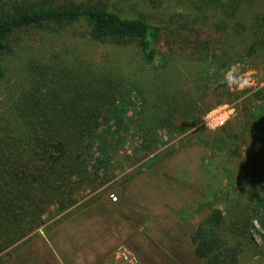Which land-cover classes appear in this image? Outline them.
<instances>
[{
  "label": "rangeland",
  "instance_id": "obj_1",
  "mask_svg": "<svg viewBox=\"0 0 264 264\" xmlns=\"http://www.w3.org/2000/svg\"><path fill=\"white\" fill-rule=\"evenodd\" d=\"M16 1L24 0H0V14ZM28 1L142 17L164 27L162 47L155 69L133 42L91 41L83 22L10 34L0 51V165H10L5 153L39 123L48 129L65 115L84 116L93 133L85 174L48 194L33 182L40 201L14 207L11 229H19L0 240L27 239L101 201L118 222L100 264H126L112 261L120 244L138 264H203L191 237L223 190L231 264H264V0ZM249 78L252 86L241 87ZM12 247L0 249L1 260Z\"/></svg>",
  "mask_w": 264,
  "mask_h": 264
},
{
  "label": "trees",
  "instance_id": "obj_2",
  "mask_svg": "<svg viewBox=\"0 0 264 264\" xmlns=\"http://www.w3.org/2000/svg\"><path fill=\"white\" fill-rule=\"evenodd\" d=\"M12 9L9 13L0 14V51L6 47L10 34L17 29L49 23L83 22L84 36L91 41L113 45L133 42L147 64L155 69L159 66L164 27L142 17L123 16L104 6L83 2L53 6L36 5L24 0L22 3L14 2ZM2 75L0 65V77ZM82 120L84 116L65 115L48 129L39 123L28 132L23 142L15 143V151L4 152L5 163L10 165H0V193L8 194L6 199L4 196L0 198V235L4 232L10 235L7 229L12 232L19 229H11L14 223L11 215H16L14 207L21 206L22 201L29 204L30 200L33 203L40 201L31 197L28 186L31 187L33 182L43 183V190L48 194L52 188H67L70 177L85 174L82 169L86 160L84 154L89 150V135L93 132L89 126H83ZM33 125L29 122L28 126L21 124L20 127L30 129ZM223 196V190L214 196L209 214L199 222L191 237L196 255L206 260L203 264H231V256L234 255L223 238L225 215L221 208L223 201L219 200ZM24 240H14L13 237H8V241L2 239L0 249L7 243L13 244L8 253L10 257L15 246ZM225 251L228 253L222 258ZM8 258L0 259L1 264Z\"/></svg>",
  "mask_w": 264,
  "mask_h": 264
},
{
  "label": "crops",
  "instance_id": "obj_3",
  "mask_svg": "<svg viewBox=\"0 0 264 264\" xmlns=\"http://www.w3.org/2000/svg\"><path fill=\"white\" fill-rule=\"evenodd\" d=\"M100 202L72 210L31 239L18 243L2 264H100L105 261V254L100 253L106 252L102 247L106 248V239L112 235L118 219L114 221L113 205L107 208L105 202ZM120 224H123L121 220ZM121 248L132 252L129 246L120 244L112 252L113 262L118 261L116 252Z\"/></svg>",
  "mask_w": 264,
  "mask_h": 264
},
{
  "label": "built area",
  "instance_id": "obj_4",
  "mask_svg": "<svg viewBox=\"0 0 264 264\" xmlns=\"http://www.w3.org/2000/svg\"><path fill=\"white\" fill-rule=\"evenodd\" d=\"M218 119H219V117H218ZM220 121L222 122L221 119H220ZM110 198L112 200H116L117 196L115 194H110ZM117 258H121L127 264H138V260H137L136 256L132 255V253L126 248H121V249L117 250L116 259Z\"/></svg>",
  "mask_w": 264,
  "mask_h": 264
},
{
  "label": "clouds",
  "instance_id": "obj_5",
  "mask_svg": "<svg viewBox=\"0 0 264 264\" xmlns=\"http://www.w3.org/2000/svg\"><path fill=\"white\" fill-rule=\"evenodd\" d=\"M243 86H249V87L252 86V82H250V78L244 80V84L241 87H243Z\"/></svg>",
  "mask_w": 264,
  "mask_h": 264
}]
</instances>
